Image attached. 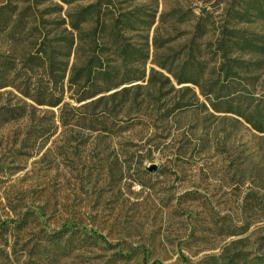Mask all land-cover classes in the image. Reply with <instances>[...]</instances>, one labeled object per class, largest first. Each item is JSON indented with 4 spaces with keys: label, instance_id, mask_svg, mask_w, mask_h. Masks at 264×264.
I'll list each match as a JSON object with an SVG mask.
<instances>
[{
    "label": "rangeland",
    "instance_id": "1",
    "mask_svg": "<svg viewBox=\"0 0 264 264\" xmlns=\"http://www.w3.org/2000/svg\"><path fill=\"white\" fill-rule=\"evenodd\" d=\"M249 4L0 0V82H11L0 88V264H208L225 249L264 257V132L206 95L213 88L247 114L264 108V16L241 15ZM232 31L262 46L230 43L242 60L233 79L218 73ZM124 44L141 59L123 60ZM33 54H53L65 71ZM92 56L109 81L86 82ZM186 60L202 63L201 86L177 82ZM27 85L59 104H40ZM94 90L103 92L79 100ZM64 229L72 243L60 253L46 236Z\"/></svg>",
    "mask_w": 264,
    "mask_h": 264
},
{
    "label": "trees",
    "instance_id": "2",
    "mask_svg": "<svg viewBox=\"0 0 264 264\" xmlns=\"http://www.w3.org/2000/svg\"><path fill=\"white\" fill-rule=\"evenodd\" d=\"M68 1V0H66ZM249 9L244 12V14L241 15H250L251 12L249 10L251 9H256L257 12L261 15L264 16V0H249ZM95 5H88L85 8H83L79 14H78V21L81 22H86L88 15H91L95 10H94ZM6 9L5 7L0 8V26L5 25L7 20L5 19L6 16ZM80 23L75 24L73 22L74 27L80 29ZM230 35L233 40H229L230 42L227 43L226 41H223L219 44L220 48H223L221 55H219V58L221 59V62L218 67V73L219 75H223L224 77H230L233 79L236 75L235 72V67H242V60L237 59L236 57H232L229 55V50H227V47L230 46V43L236 44L237 41L235 40L236 37L239 39L241 44L245 47H249L250 49H255V48H260L262 46H259L252 37L243 35V34H234V31L230 32ZM239 43V42H238ZM239 45V44H238ZM128 44L123 45L122 52L120 53V56L123 60H134V61H139L141 59L142 54L140 55L139 52L133 51L132 49H128ZM44 57L39 56L38 54H33L32 56L29 57V61H34V63H38L39 65H46L51 69V70H61L65 71L63 68H55V66L59 67L56 65V60L54 59V55L51 54L47 59H44ZM88 62L85 64V66L82 68L84 72V76L86 77V82H91L92 84H95L96 80L102 81V82H107L111 79V72L108 69H105V64L103 63V59L101 57L92 56L88 60ZM166 67V66H165ZM81 69V70H82ZM80 69L77 70V75L81 71ZM203 67L202 63L196 64L192 63L191 60H186L182 66H181V71L175 74L177 82L179 84L181 83H186V82H191L196 85H200L199 81V76L200 73H202ZM53 74V71H51ZM6 77V76H5ZM6 79V78H4ZM94 80V81H93ZM7 80L5 82H0V88L5 87L9 85ZM24 92L35 98L37 102L40 104H48V105H58L60 100L57 98H54V96H50L47 98V94H45L44 88H40L36 94H31L29 91V85L26 86L24 89ZM100 92H103V90H94L93 92H87L86 94H82L79 97V100H82L84 98L92 97ZM212 96H209L211 95ZM37 95V96H36ZM207 97L209 100L210 105L218 112H225V113H234L239 115L240 117L244 118L248 123H251L257 130L264 132V108H260L256 106L253 108L248 114L245 112L247 107H244L242 103L240 102H234L233 98L231 97H226L221 95L219 91L214 90L213 88L210 89L209 92H207ZM245 108V109H244ZM71 230H60L56 231L53 233L48 234L46 236V239L49 241L52 250L64 253L68 247L71 246L72 243V235H68ZM227 252L228 249H225ZM221 253L220 255L213 254L208 257L209 262L208 264H264V257L261 256L260 258L258 257L257 259H243L239 260L238 255L239 253L233 252L232 254H226V253Z\"/></svg>",
    "mask_w": 264,
    "mask_h": 264
}]
</instances>
